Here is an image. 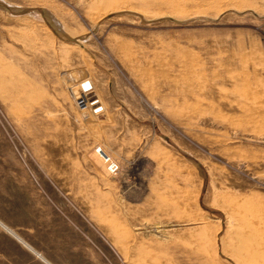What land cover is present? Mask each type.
<instances>
[{"label":"rangeland","instance_id":"obj_1","mask_svg":"<svg viewBox=\"0 0 264 264\" xmlns=\"http://www.w3.org/2000/svg\"><path fill=\"white\" fill-rule=\"evenodd\" d=\"M0 264H264V0H0Z\"/></svg>","mask_w":264,"mask_h":264},{"label":"built area","instance_id":"obj_2","mask_svg":"<svg viewBox=\"0 0 264 264\" xmlns=\"http://www.w3.org/2000/svg\"><path fill=\"white\" fill-rule=\"evenodd\" d=\"M90 90V86H89V82L86 81V83H82L81 84V91L79 88V92H78V96H80V98L78 99V103L81 104V106L84 109H88V107H91V109H95L98 105L97 100L95 99H91V94L89 92ZM81 95H83V97H85L86 99V105H82L83 102L81 101ZM93 114L98 115L99 111H96V113L92 112ZM96 154L101 158V160L103 161V163L105 164V168L108 174L110 175H114L117 172H119L120 170V164L118 163V161L116 159H114L111 155H109L108 153H106L104 151V149H102L101 147H97L95 149Z\"/></svg>","mask_w":264,"mask_h":264},{"label":"crops","instance_id":"obj_3","mask_svg":"<svg viewBox=\"0 0 264 264\" xmlns=\"http://www.w3.org/2000/svg\"><path fill=\"white\" fill-rule=\"evenodd\" d=\"M35 249H37V248H35Z\"/></svg>","mask_w":264,"mask_h":264}]
</instances>
